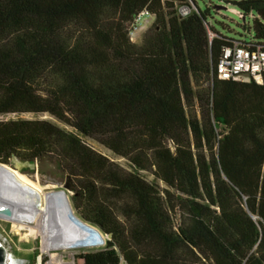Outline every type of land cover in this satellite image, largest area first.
Instances as JSON below:
<instances>
[{"label": "trees", "instance_id": "obj_1", "mask_svg": "<svg viewBox=\"0 0 264 264\" xmlns=\"http://www.w3.org/2000/svg\"><path fill=\"white\" fill-rule=\"evenodd\" d=\"M177 1L0 0V115L57 120H0V163L58 162L76 215L101 232L79 219L74 249L105 236L74 264H264V73L214 72L226 46L264 49V0H226L245 19L241 39ZM144 9L154 27L137 44Z\"/></svg>", "mask_w": 264, "mask_h": 264}, {"label": "rangeland", "instance_id": "obj_2", "mask_svg": "<svg viewBox=\"0 0 264 264\" xmlns=\"http://www.w3.org/2000/svg\"><path fill=\"white\" fill-rule=\"evenodd\" d=\"M195 1L201 11H205L209 8L207 21L220 33L237 39L250 36L246 34L243 28V20L230 10L235 7L227 3L226 0ZM193 3H195L193 0H186L177 1L175 5L179 11L183 5H190L193 7ZM154 19V15H146L144 20L130 32L131 41L140 44L150 29L154 27ZM247 23L250 25L251 21L249 20ZM209 30L210 33H213L211 29ZM196 109H199L198 105H196ZM18 117L27 119L50 118L57 121L49 114L35 115L33 113H24L20 115L10 113L0 115V120ZM88 142L97 151L126 167L128 166L123 158L115 156L104 146L92 140H88ZM3 164L15 169L27 184L41 192L39 211L40 228L24 224L23 228L19 230L14 226L12 221L0 218V236L4 240L6 246H8L11 255L24 259L26 261L25 264H74V251L77 250L78 252L82 249L101 248L103 246L104 242L101 241L92 243L90 247L87 248L80 247L74 249L79 218L74 216L75 210L72 205L73 192L65 185V176L54 158L43 156L38 161H23L17 157H12L8 163ZM8 166L5 167L9 168ZM147 177L150 180L153 179L151 175H147ZM159 184L161 187H164L161 182ZM69 203L74 213L69 208ZM53 209H56V214H54L52 218L59 226L57 235L59 248L64 249H60L58 252H46L48 247H46V242L43 237V217L46 211H53ZM104 238L105 236L103 235V239ZM120 264L124 263L121 262Z\"/></svg>", "mask_w": 264, "mask_h": 264}, {"label": "built area", "instance_id": "obj_3", "mask_svg": "<svg viewBox=\"0 0 264 264\" xmlns=\"http://www.w3.org/2000/svg\"><path fill=\"white\" fill-rule=\"evenodd\" d=\"M192 6L193 7H190V5H183L179 9V14L181 16H187L192 9H195L194 4H192ZM230 10L238 15L239 18H243L242 12L239 9L231 8ZM146 15H151L146 9L138 13L130 26V32L144 20ZM209 36L210 39L214 36V33H210V30ZM214 72L217 78L222 80H235L241 82H250L253 80L256 83H262L264 73V49L261 46L250 48L240 42H235L231 46H226L223 48L221 56L214 67ZM0 242L9 251L8 246H6L1 236ZM60 249L64 248L49 247L46 252H58ZM9 256L10 258L12 257L13 260H16L17 264H25L26 262L22 258L11 255V253Z\"/></svg>", "mask_w": 264, "mask_h": 264}, {"label": "bare ground", "instance_id": "obj_4", "mask_svg": "<svg viewBox=\"0 0 264 264\" xmlns=\"http://www.w3.org/2000/svg\"><path fill=\"white\" fill-rule=\"evenodd\" d=\"M4 165L0 163V218L12 221L19 230L24 224L40 228L41 192L27 184L15 169ZM0 248L2 264H17L1 242Z\"/></svg>", "mask_w": 264, "mask_h": 264}, {"label": "water", "instance_id": "obj_5", "mask_svg": "<svg viewBox=\"0 0 264 264\" xmlns=\"http://www.w3.org/2000/svg\"><path fill=\"white\" fill-rule=\"evenodd\" d=\"M191 7V6H190ZM245 19L243 18V21H244ZM62 192H64V191H62ZM69 208L72 210V212H73V209H72V207H71V205H70V203H69ZM74 213V212H73ZM74 216H76L77 218H79L75 213H74ZM80 219V218H79ZM81 220V219H80ZM83 223H85V224H88V223H86V222H84L83 220H81ZM88 225H90V224H88ZM90 226H93V225H90ZM94 227V226H93ZM94 228H96V227H94ZM97 229V228H96ZM98 230V229H97ZM99 231V230H98ZM100 232V231H99ZM101 233V232H100ZM101 237H102V239H103V235H101ZM106 237L107 238H111V234H107L106 235ZM103 242H104V239L102 240ZM1 249V248H0ZM75 253H77V250L76 251H74V253L73 254H75ZM0 264H2V254H1V250H0Z\"/></svg>", "mask_w": 264, "mask_h": 264}]
</instances>
